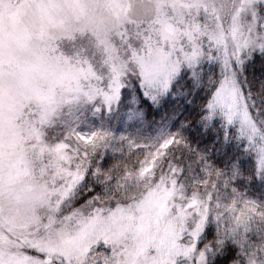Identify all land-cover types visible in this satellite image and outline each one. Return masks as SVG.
<instances>
[{"label": "snow or ice", "instance_id": "obj_1", "mask_svg": "<svg viewBox=\"0 0 264 264\" xmlns=\"http://www.w3.org/2000/svg\"><path fill=\"white\" fill-rule=\"evenodd\" d=\"M257 63L264 0H0V264H264Z\"/></svg>", "mask_w": 264, "mask_h": 264}, {"label": "rangeland", "instance_id": "obj_2", "mask_svg": "<svg viewBox=\"0 0 264 264\" xmlns=\"http://www.w3.org/2000/svg\"><path fill=\"white\" fill-rule=\"evenodd\" d=\"M254 71V74L257 78H264V68L261 67V65L259 63H257L255 65V68L253 69ZM172 112V111H171ZM171 112L169 111L168 113H166V115H170ZM185 116H188L187 113H185ZM164 117H161V118H154V121L156 122H160ZM150 119H152L150 117ZM153 120V119H152ZM120 131H123V129H120ZM195 138V137H194ZM199 141L201 143V146H204V144H206L205 142H203V140L201 138H199ZM209 147L212 146V143H209L208 144ZM250 193L252 195H255V196H259L261 195L262 193H264V188H261L259 185H256L254 186L251 190H250Z\"/></svg>", "mask_w": 264, "mask_h": 264}, {"label": "trees", "instance_id": "obj_3", "mask_svg": "<svg viewBox=\"0 0 264 264\" xmlns=\"http://www.w3.org/2000/svg\"><path fill=\"white\" fill-rule=\"evenodd\" d=\"M173 109L172 108H169V109H167V111L165 112V111H162V112H160V113H156V114H150V117L154 120V118H161V117H165L166 116V113H168L169 111L171 112ZM187 113V112H186ZM187 115H189V113H187ZM193 119L195 118V117H192ZM199 138H201L202 140H203V142H205V143H214L215 142V139H216V137H215V133H213L212 135L211 134H209V136H207V137H200V136H195V138L194 139H196V140H199Z\"/></svg>", "mask_w": 264, "mask_h": 264}]
</instances>
